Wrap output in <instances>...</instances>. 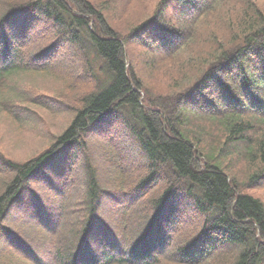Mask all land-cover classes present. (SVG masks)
I'll return each instance as SVG.
<instances>
[{
	"label": "trees",
	"instance_id": "1",
	"mask_svg": "<svg viewBox=\"0 0 264 264\" xmlns=\"http://www.w3.org/2000/svg\"><path fill=\"white\" fill-rule=\"evenodd\" d=\"M131 1L0 0V85L20 73L63 75L70 93L66 101L54 96L55 104L71 112L39 154L13 161L0 152V246L17 258L11 264H264V201L248 191L264 187V8L250 0H235L238 9L234 0H156L145 19L115 22L131 3L143 4ZM28 21L30 29L44 23L50 42L33 45ZM141 35L158 43L146 52L157 62L129 57ZM60 58L80 74L69 75ZM142 58L144 76L172 66L157 75L165 89L144 86L133 66ZM12 101L4 97L1 107ZM114 126L139 157L141 175L129 178ZM95 131L106 133L115 157L111 182L92 151ZM42 186L61 198L55 218L42 210ZM109 196L135 206L125 203L117 217L105 211ZM184 202L199 221L174 242ZM16 206L34 208L42 243L13 234Z\"/></svg>",
	"mask_w": 264,
	"mask_h": 264
},
{
	"label": "rangeland",
	"instance_id": "2",
	"mask_svg": "<svg viewBox=\"0 0 264 264\" xmlns=\"http://www.w3.org/2000/svg\"><path fill=\"white\" fill-rule=\"evenodd\" d=\"M155 1L156 0H143L142 6H138L135 2L131 3L130 9L124 12L121 16H117L115 18V22L121 21L122 18L119 17H125V19H122V22L129 21V23L133 25L137 21L145 19L151 13ZM250 1L256 6L261 5L264 8V0ZM130 2L132 1L130 0ZM229 5H234L235 9L240 8V4L235 2V0L231 1ZM170 9L169 11L167 10V15H170ZM177 16L178 15H176V17ZM33 24L36 26L38 25V29H30L31 22H27V28L30 29L33 34L32 36L34 40L32 44L38 46L49 43L50 36L48 35L47 27L44 25V23L39 25L34 22ZM116 27L118 31L121 30L125 32L131 26H128L125 29L121 28V25ZM38 40L40 41L38 42ZM157 44L158 43L156 40L154 41V37H146L144 35H141V37H134L133 42H130L129 46L127 47L130 54L129 57L131 56L133 60L134 56H139L137 54H140V56L147 54L150 58H152L153 61H156V55L150 53V51V54L146 52H148V50H152L153 52L159 50V46H157ZM60 47L63 48L62 45ZM69 52L70 51L65 48L61 54L68 55ZM61 54L59 57L62 56ZM143 60L144 58L139 61L136 59L137 62L135 63L133 61V66L135 71L140 75L144 86L148 87L153 92L156 90L165 89L167 87V81L162 80L157 75L161 73V69H171L172 66L169 64L164 66L156 65L154 70L160 68L157 70V72L153 71V73L151 72L150 76H144L141 72H139L140 67L143 65ZM58 61L66 66L65 70H67L69 75L77 76L80 74L77 68L71 63L69 64L64 60H61V58ZM187 80L188 78L179 79V81L173 82V85H176V87L181 86ZM69 93L70 91L67 88V80L65 76L54 75L46 72L15 74L12 78L2 83V85H0V100H3L5 97L6 99H13V101L8 110H4L0 103V152L8 159H12L13 161H25L26 159L39 154V152L45 149L50 144L54 136L60 133L71 117V112H67L55 104L57 101L54 96L66 101L65 96ZM19 95H22L25 98V101L19 103ZM112 130H115L117 134L116 142L123 150L124 162L128 163L129 178L133 177V175H141V161L139 157L135 156L133 152L129 150V147L126 145V137H124L120 132L118 126H114ZM96 134L99 135L95 137ZM97 137H99V139ZM106 140L107 135L105 132L99 133L95 131L90 135V143L93 144V154L95 155L96 161L101 164L98 170L100 171V174L104 176L103 178L105 181L111 182V179L113 181V178L115 177V163H113V159H115V157L112 154L109 143H106L108 142ZM77 158L79 159L80 156ZM77 174L80 176V170L77 171ZM51 179L52 184L58 183V178ZM73 186L71 188H73ZM46 187L47 186H42L40 187L42 191L38 190V194L41 197L40 201L43 205L42 210L45 209V212L47 213L50 211L51 216L49 217L55 218L56 216H59L57 211L60 207L61 198L58 197V195L54 192H46ZM109 190L114 191L116 194L115 188L109 186ZM248 191L264 201V187L248 189ZM149 193L150 191H148V194ZM146 195L147 193L144 195L140 194L139 198L144 201L147 199ZM115 196H109V198L103 199V202L106 204L105 211H107V213L111 212L119 217L121 208L125 203H127V206L129 205L131 208H134L135 203L129 200V198ZM188 206L189 204L185 202L183 203V210L185 213L182 215L180 229L178 230L177 234L174 235V242H176L178 236H181L183 233L187 235L190 234L192 230L198 225L199 217L195 216L193 211L188 210ZM33 210V207L31 210H27L25 207L18 208L16 206L14 209H12L10 216L11 218L8 219V223L14 228L12 229L14 230L13 234L15 236H17V233H21L22 237L24 234H27L30 236V241L42 243L45 233L42 231L41 221L34 218L36 214L33 212ZM137 210L144 211L145 209L138 207ZM47 213L45 214L47 215ZM105 213L106 212L103 213V211H100V216L102 219H104L102 215L106 216ZM60 216V223H65L67 220L66 216H62V213H60ZM61 229L62 228H60V230ZM9 240L10 239H8V241ZM90 247L95 248V245L92 243L90 244ZM6 248H8V245L0 246V261H2L4 264H11L13 262L10 263V259L17 258L14 257L12 253L8 252V249ZM15 261L21 262L18 260Z\"/></svg>",
	"mask_w": 264,
	"mask_h": 264
}]
</instances>
